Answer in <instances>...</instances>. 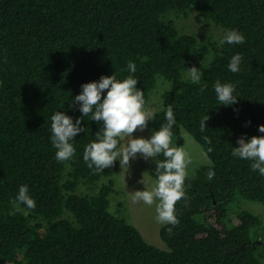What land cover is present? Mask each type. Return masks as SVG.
I'll use <instances>...</instances> for the list:
<instances>
[{
	"label": "trees",
	"instance_id": "1",
	"mask_svg": "<svg viewBox=\"0 0 264 264\" xmlns=\"http://www.w3.org/2000/svg\"><path fill=\"white\" fill-rule=\"evenodd\" d=\"M191 11L197 24L211 22L225 34L236 30L245 43H225L208 57V45L180 32L171 18ZM238 53L240 71L232 73L228 64ZM192 67L203 73L201 84L191 82ZM113 74L120 81L136 78L146 102L158 80L166 81L150 129L166 123L172 106L173 141L182 144L185 130L203 151L213 149L211 164L186 180L188 199L175 205L179 225L171 235L170 225L160 230L168 250L147 243L123 217L110 213L115 185L110 178L119 160L100 173L83 160L102 122L83 117L74 98L82 85ZM217 80L236 85V104L218 102ZM57 112L73 123L80 119L85 128L71 141L76 152L67 162L55 159L51 143V116ZM204 115L209 119L202 132ZM259 126H264V0H0V264H262L261 219L242 210L238 224L224 221L236 194L264 204V176L251 170L250 161L231 155L242 136L245 142L264 136ZM163 159L147 163L152 178ZM210 168L215 177L209 181ZM102 178L109 181L97 192L77 194L80 183ZM22 185L36 201L34 210L21 205L17 211L11 203Z\"/></svg>",
	"mask_w": 264,
	"mask_h": 264
},
{
	"label": "clouds",
	"instance_id": "2",
	"mask_svg": "<svg viewBox=\"0 0 264 264\" xmlns=\"http://www.w3.org/2000/svg\"><path fill=\"white\" fill-rule=\"evenodd\" d=\"M243 34L236 30H229L220 40V44L245 43ZM243 57L238 53L232 56L228 69L232 73L240 71ZM128 70L136 72V65L128 62ZM193 84H201L203 73L196 67L187 70ZM138 81L132 75L123 81L117 80L116 75L101 77L99 82H91L82 85L81 94L74 98L73 103L80 105L79 111L83 117H91L92 121L102 122V131L96 134V142L89 143L83 154V160L89 169L96 173L114 166L119 160L121 169H127L130 160H134L137 154L145 160L154 159L162 155L163 160L155 165L156 179L150 190L135 191L131 193L132 203H143L148 206L156 205V222L161 225H170L167 232L171 235L173 229L180 223L176 215L175 205L177 202L187 200L186 180L190 175V165L193 164V157L186 146H173V127L176 124V117L172 106L165 111L166 123L162 124L158 131H154L150 138H132L134 132H143L149 121L155 118L156 109L146 107L144 92L136 85ZM206 85H201L203 91ZM107 90L106 96L102 93ZM236 85L230 83L221 84L217 80L214 84V91L218 102L224 106H231L237 103V96L234 95ZM102 100V102H101ZM209 119L204 115L200 121V131L206 129L205 122ZM250 123V122H249ZM81 120L75 123L71 117L63 112H57L51 116V143L56 149L55 159L58 162H67L73 158L76 149L73 146L74 137L85 132L81 127ZM258 131L264 133V126H259ZM188 135V134H186ZM121 141H126L121 145ZM207 144L211 140L205 136ZM239 145L232 149L231 155L245 161H250L252 171H258L264 176V136H253L247 142L242 136L237 140ZM119 146V147H118ZM213 149L209 147L202 152L204 159L211 164L208 154ZM194 174V173H193ZM215 177V172L210 168L207 173L208 180ZM143 183V181H141ZM13 207L19 211L24 205L27 210H34L36 201L29 195L27 185L19 188L18 194L11 201ZM25 215L29 211L24 212Z\"/></svg>",
	"mask_w": 264,
	"mask_h": 264
},
{
	"label": "rangeland",
	"instance_id": "3",
	"mask_svg": "<svg viewBox=\"0 0 264 264\" xmlns=\"http://www.w3.org/2000/svg\"><path fill=\"white\" fill-rule=\"evenodd\" d=\"M171 18L174 20L176 27L180 32L193 34L201 44L208 45L206 53L208 57L211 56V52H214L212 51L214 48H218V46L221 45L220 40L225 36V30L211 22L197 24L195 22V13L193 11L187 16H184L183 14H171ZM168 87L169 84L166 81L159 79L155 89L149 97V100L146 102V107L154 108L156 109V112L160 111L162 108V94ZM152 133L153 131L150 129L149 124H147V127L143 132H134L132 138L148 139L151 137ZM186 134L188 133L185 130H181L180 136L183 143L179 144L178 142L173 141V146H186L191 152L193 164L189 166V177H193L199 166L209 163L202 155V152H204L203 148L190 134ZM125 143L126 141H121L120 146ZM151 159L152 158L145 160L142 156L137 154V157L134 160H130L127 169H121L119 162L117 171L110 178L114 181L115 185L114 192L109 196V211L116 216L123 217L129 224L134 226L147 243L161 250H168V247L160 238V230L164 225L156 222V205L148 206L142 202L133 204L130 195L135 191H143L144 189L150 190L153 186L155 179L149 175L147 166V163ZM108 181L107 178H102L94 184L80 183L77 189V194L81 196L93 194L97 192L102 184H106ZM141 181H143V183H141ZM242 210H248L254 213L264 223V204L245 199L239 194H236L234 201L227 207L225 212L224 221L229 223H227V225L233 226L238 224V216ZM261 262L264 264V257L261 258Z\"/></svg>",
	"mask_w": 264,
	"mask_h": 264
}]
</instances>
